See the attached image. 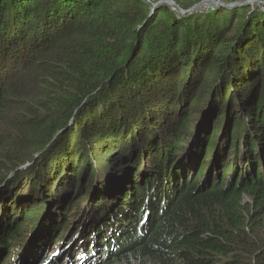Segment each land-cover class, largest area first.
Wrapping results in <instances>:
<instances>
[{
  "label": "trees",
  "instance_id": "obj_1",
  "mask_svg": "<svg viewBox=\"0 0 264 264\" xmlns=\"http://www.w3.org/2000/svg\"><path fill=\"white\" fill-rule=\"evenodd\" d=\"M149 9L0 0V246L12 264H264V14ZM70 201L81 217L61 244L65 221L45 219ZM26 217L43 226L18 261Z\"/></svg>",
  "mask_w": 264,
  "mask_h": 264
},
{
  "label": "rangeland",
  "instance_id": "obj_2",
  "mask_svg": "<svg viewBox=\"0 0 264 264\" xmlns=\"http://www.w3.org/2000/svg\"><path fill=\"white\" fill-rule=\"evenodd\" d=\"M143 1H144V3L150 4V9H149L150 12H152L153 8H156V6L165 4V5L169 6L176 13L177 17L184 16V15H187V16L197 15L196 17H200L201 15L206 16L208 14V12L213 10V9L220 12L222 10V8H226V9L234 8L235 9V8H241V7H249V9L256 10V11L259 10L260 12H262V14H264V0H216V1H218V3H229L230 4L229 6H225V5H216L215 6V4L212 3L213 2L212 0H178L180 5L176 4L174 2V0H172L173 1L172 3H171V0H143ZM153 4H155V5H153ZM177 6H179V7H177ZM180 9L187 10V11L181 12ZM222 14L223 15L226 14V11L222 12ZM220 15H221V13H220ZM158 17L162 19L163 14L161 13V15H159ZM153 103H154V100L152 102H150V104H153ZM71 123H72V120L69 122L68 126H70ZM197 125H198V123H197ZM67 128H65V129H67ZM193 131H195V130H193ZM62 133H63V129L57 130V132L53 135L52 138L54 139V138L58 137L59 135H61ZM193 134H195V133H193ZM61 158H59V159H61ZM25 166H26V164H24L21 167L24 168ZM56 184H58V183H56ZM23 188L26 189V184L23 186ZM26 193L21 192L20 194L25 195ZM1 198H4V196H1ZM82 199H84V201L80 200L79 202H80L81 206H83V208L84 207L89 208L92 205L89 202L87 203L85 201L86 197H84ZM243 200H244V204H246L247 201L251 202V200H249L247 197H243ZM32 202L33 201L31 199L26 200L25 203H23V204H22V202H19V204H16L15 207L9 209L10 218L14 220L18 216V214H19L18 212H20V211L24 212L27 209H30L31 208L30 205L32 204ZM72 204H74V203L72 201H70L67 203H63L62 204L63 206L60 208L52 209L49 216H47V218L45 219L46 221H48V220L52 221L54 224L59 222V221H62V220L65 221L61 224V227H64L63 233L61 236L62 239L60 238V240H59V241L63 240V242H61V244H65V241L68 244H70L72 242L73 227L75 226L76 221L81 217L80 214L75 216L76 209L79 208L80 206L75 207L76 204H74V205H72ZM1 206H2V204L0 203V207ZM250 207H251V209H254V203H252V205ZM70 208H71V210H70ZM67 209H69L70 211L69 210L67 211ZM52 213L55 214L54 219L51 218ZM43 216H44V213L40 217L39 221L44 224L45 221L42 220ZM25 220L26 221H25L23 233L27 234L26 237L22 236L21 239L19 238V240L17 238V241L14 242L15 246L10 248V252H14V250H17L18 261H19V259H21L24 256L23 254L28 252V250L32 244L31 241L26 242L25 238H28L30 236V233L31 234H33V232L36 233V229L43 226V225H41V223H40V225L35 224L38 221L37 218L33 222H31L32 219L30 217H26ZM80 224H79L78 228L80 227ZM34 225L36 226L35 229L33 228ZM54 248H56V246L52 245V248H51L52 250H50L49 255H52ZM8 252L9 251L3 250L2 247L0 246V264L3 261H5L4 264H12V262H13L12 258H10V262L8 261L9 258L5 259V256L8 254ZM19 255H22V256H19Z\"/></svg>",
  "mask_w": 264,
  "mask_h": 264
},
{
  "label": "water",
  "instance_id": "obj_3",
  "mask_svg": "<svg viewBox=\"0 0 264 264\" xmlns=\"http://www.w3.org/2000/svg\"><path fill=\"white\" fill-rule=\"evenodd\" d=\"M213 2V4H215V6L216 5H225V6H229L230 4L229 3H218V1H216V0H212ZM164 2V1H163ZM166 2V1H165ZM173 1L171 0V3H172ZM153 5H155V4H153ZM177 7H179V6H177ZM181 10V12H185V11H187V10H182V9H180ZM111 182H115V181H117L118 179H120V174L119 175H117V174H115V173H112L111 175ZM3 187H5L4 186V183H1L0 184V189H3ZM78 214H81V213H76L75 214V216H77ZM86 225H84L83 227H82V230H85L86 229Z\"/></svg>",
  "mask_w": 264,
  "mask_h": 264
}]
</instances>
